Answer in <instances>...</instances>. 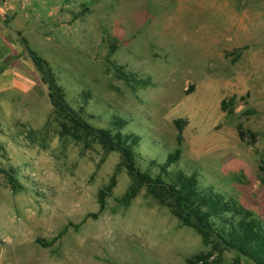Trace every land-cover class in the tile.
I'll return each mask as SVG.
<instances>
[{"label": "rangeland", "instance_id": "374dc122", "mask_svg": "<svg viewBox=\"0 0 264 264\" xmlns=\"http://www.w3.org/2000/svg\"><path fill=\"white\" fill-rule=\"evenodd\" d=\"M0 16V264H252L54 110L22 41L90 126L136 138L134 168L151 179L186 120L164 182L192 175L264 230V0H0Z\"/></svg>", "mask_w": 264, "mask_h": 264}, {"label": "trees", "instance_id": "16d2710c", "mask_svg": "<svg viewBox=\"0 0 264 264\" xmlns=\"http://www.w3.org/2000/svg\"><path fill=\"white\" fill-rule=\"evenodd\" d=\"M1 18V16H0ZM24 51L27 53L33 66L41 75L42 82L47 86L48 99L54 110L65 114L80 129L94 135L99 143L111 151H118L122 157L123 165L133 175L135 181L141 185L161 186L167 197L175 208L178 217L186 222L193 223L202 233L211 232L217 244L225 249L235 252L238 257L250 261L252 264H264V230L260 223L253 218L249 211L244 209L237 210L230 203L222 198L202 188L196 178L192 175H182L175 173L170 175V183L164 182L161 174L167 173L170 165L179 159L181 153L179 146L183 142V131L187 125L186 120H175L176 129V150L170 154L166 162L160 167L161 174L155 179H151L145 174L139 173L134 168V149L133 144L137 141L132 135H123L119 132L113 133L109 129H99L90 126L84 117H88L85 108H73L65 99L63 89L57 84L49 63L33 51L25 40L22 41ZM234 62L239 58V51H235ZM237 99L235 94L225 97L220 102V109L227 115L234 112V103ZM243 100V97H240ZM255 113L254 110H247L243 114ZM91 117V116H90ZM121 120L114 121V127L121 126ZM237 135L242 143L252 145L256 141L255 133L245 130L241 125L236 126ZM131 142V143H129ZM12 190H23V186L11 174H6ZM114 181L101 193L100 205L104 204L106 194L113 188ZM232 212L240 219L234 222L233 219H227V213ZM216 225V226H215ZM207 259L206 256H198L195 260H187V264H199ZM232 264H239L236 260Z\"/></svg>", "mask_w": 264, "mask_h": 264}, {"label": "crops", "instance_id": "0c3cea01", "mask_svg": "<svg viewBox=\"0 0 264 264\" xmlns=\"http://www.w3.org/2000/svg\"><path fill=\"white\" fill-rule=\"evenodd\" d=\"M0 38H3V37H2V36H0ZM1 53H2V51H1ZM3 54H4V57H6V56H5V52H4Z\"/></svg>", "mask_w": 264, "mask_h": 264}]
</instances>
